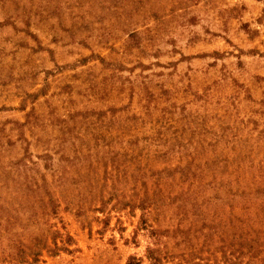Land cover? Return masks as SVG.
<instances>
[{
	"label": "rangeland",
	"instance_id": "374dc122",
	"mask_svg": "<svg viewBox=\"0 0 264 264\" xmlns=\"http://www.w3.org/2000/svg\"><path fill=\"white\" fill-rule=\"evenodd\" d=\"M0 237L264 264V0H0Z\"/></svg>",
	"mask_w": 264,
	"mask_h": 264
},
{
	"label": "trees",
	"instance_id": "16d2710c",
	"mask_svg": "<svg viewBox=\"0 0 264 264\" xmlns=\"http://www.w3.org/2000/svg\"><path fill=\"white\" fill-rule=\"evenodd\" d=\"M4 239L6 237H0V263L35 264L38 263L39 256L45 248V245L41 246L39 243L25 246L23 243L18 242V253L17 255H13L9 250L4 248ZM148 257L151 264H165L167 262H171V264H200L196 260L197 256L192 251L188 255H184V253H171L162 248H149Z\"/></svg>",
	"mask_w": 264,
	"mask_h": 264
}]
</instances>
